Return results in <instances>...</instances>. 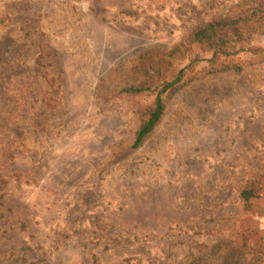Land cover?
Returning a JSON list of instances; mask_svg holds the SVG:
<instances>
[{
    "label": "rangeland",
    "instance_id": "374dc122",
    "mask_svg": "<svg viewBox=\"0 0 264 264\" xmlns=\"http://www.w3.org/2000/svg\"><path fill=\"white\" fill-rule=\"evenodd\" d=\"M262 14L264 0H0V264H224L235 232L264 235ZM222 20L215 56L170 55ZM190 62L133 149L138 108Z\"/></svg>",
    "mask_w": 264,
    "mask_h": 264
},
{
    "label": "trees",
    "instance_id": "16d2710c",
    "mask_svg": "<svg viewBox=\"0 0 264 264\" xmlns=\"http://www.w3.org/2000/svg\"><path fill=\"white\" fill-rule=\"evenodd\" d=\"M263 18L264 15L262 14ZM222 23V24H221ZM209 23L208 25L196 28L191 31V33L181 42L177 47H175L170 55L180 50V47L184 45L189 46L190 44H200L205 45L212 50L215 56L218 51L224 45V35L222 33L228 27H232L233 22H227L222 20V22ZM238 33L235 32V36H240V31L236 29ZM186 43V44H185ZM256 51V49H254ZM258 51H261L258 49ZM262 52V51H261ZM214 57H211L208 61L214 64ZM191 62L185 67L180 69L176 75L169 81H162L160 85L155 89V95L153 101L144 107L138 108L137 115V127L133 135L132 148H138L143 140L152 132L154 127L159 123L163 116L165 109L164 95L166 92H172L174 86L180 81L183 75V69H188L191 67ZM230 67L225 69L229 70ZM216 70V69H215ZM214 70V71H215ZM213 71V72H214ZM148 89L141 87H126L121 90L122 93L126 95H138L143 92H147ZM259 197V187L255 181H247L238 191V198L244 205L243 211H249L250 200L257 199ZM258 231V230H257ZM251 225H246L244 229L241 230L242 236L239 232H235L233 237H231L230 242L233 244V250L238 252L236 259L224 264H264V235L257 232ZM235 238H239V241H234ZM198 258H189L181 264H199Z\"/></svg>",
    "mask_w": 264,
    "mask_h": 264
}]
</instances>
